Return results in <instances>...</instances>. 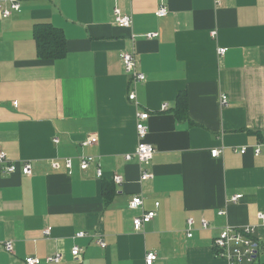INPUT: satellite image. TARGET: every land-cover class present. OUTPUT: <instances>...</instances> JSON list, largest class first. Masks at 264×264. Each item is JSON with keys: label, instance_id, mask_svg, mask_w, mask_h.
<instances>
[{"label": "crops", "instance_id": "crops-1", "mask_svg": "<svg viewBox=\"0 0 264 264\" xmlns=\"http://www.w3.org/2000/svg\"><path fill=\"white\" fill-rule=\"evenodd\" d=\"M20 1V12L0 17V152L30 162L32 175H3L0 165V243L14 245L12 254L0 248V264H26L27 257L40 264H146L151 252L153 264H228L214 246L227 226L255 227L264 242V155L252 150L264 140V0ZM162 4L169 14L158 18ZM114 8L132 17L131 28L115 23ZM38 23L62 30L63 59L38 58ZM123 52L135 53L145 82L133 84ZM182 93L189 120L175 113ZM144 111L156 149L147 181L137 160H125L136 151V115ZM94 136L95 144L82 145ZM82 155L97 163L82 171ZM65 159L73 161L71 173ZM114 175L125 182L115 184ZM105 182L114 184L110 202ZM136 196L144 205L131 210ZM151 211L157 217L135 231L134 218ZM81 232L86 236L77 238ZM57 254L61 262H46Z\"/></svg>", "mask_w": 264, "mask_h": 264}, {"label": "built area", "instance_id": "built-area-1", "mask_svg": "<svg viewBox=\"0 0 264 264\" xmlns=\"http://www.w3.org/2000/svg\"><path fill=\"white\" fill-rule=\"evenodd\" d=\"M223 0H215V2L220 5ZM21 10V1L20 0H9L7 6L0 4V17L7 19L12 16L15 12H20ZM114 21L115 23L122 28H131L132 27V17L129 15H124L119 8H114ZM169 14V10L166 5L162 4L156 12L158 18L166 17ZM215 34V33H214ZM147 39H152L158 37V34H149L145 36ZM133 40L136 39V36L132 37ZM226 52L225 49H219V55H224ZM121 60L124 65V69L127 75H129L133 84L141 83L146 81L144 74L138 70V60L135 53L132 52H123L121 55ZM129 99L133 101L136 105L137 95L133 91L129 95ZM222 107L228 106V98L223 95L220 100ZM168 109L167 105L162 107L163 111ZM137 137L138 145L136 151L132 154L125 156L127 162L137 160L139 165L142 168L141 181H147L153 178L152 173L147 170V167L151 164L155 154V147L148 143L147 137L149 135L148 121L150 119V114L148 112H139L137 113ZM98 141L97 137H89L83 142V146H90L95 144ZM55 142L58 143V140L55 139ZM248 147L241 149L240 154L245 155L248 152ZM253 154L256 157L264 155V140L260 141L253 148ZM213 158H219L222 155V151L213 150L211 152ZM80 169L82 171L89 170L93 165L97 163V158L88 155H82L79 157ZM0 165L2 167L3 175H11L18 171H22L23 175L30 176L32 175V165L30 162H12L9 161L7 155L4 152H0ZM65 168L71 173L73 161L72 159L64 160ZM52 167L55 170H59L61 165L59 162L55 161L52 163ZM96 175L98 178H102L104 173L101 168V165L96 166ZM113 181L117 185H122L125 182V179L122 175H114ZM241 196H236L232 199L233 202H237ZM144 205L143 199L139 196L132 198L129 203V208L131 210H140ZM225 213L223 211L219 212V215L222 216ZM157 217L156 211L146 212L140 217H136L133 220V225L135 231H142L144 226L153 221ZM259 219L264 223V213L259 215ZM194 220H188V237H193V227ZM210 228V223L207 221H202V229L206 230ZM256 228L248 226L245 228H236L227 226L225 227L219 236L216 238L214 246L216 256L219 258L226 259L228 264H255L259 261L260 257L264 254V242L257 240L255 238ZM49 231H45V235H49ZM86 234L84 232L78 233L77 238H83ZM99 243L102 249H106L107 245L100 239ZM0 248L6 253L12 254L14 251V245L12 241H5L0 243ZM82 250L79 247H75L72 251V255L75 258L81 256ZM157 259L156 253H148L146 256V264H153ZM62 261V255L57 254L46 259L47 263H59ZM26 264H40L41 260L36 257H27L25 259Z\"/></svg>", "mask_w": 264, "mask_h": 264}, {"label": "trees", "instance_id": "trees-1", "mask_svg": "<svg viewBox=\"0 0 264 264\" xmlns=\"http://www.w3.org/2000/svg\"><path fill=\"white\" fill-rule=\"evenodd\" d=\"M34 39L37 44L38 58L46 61L63 59L67 54V40L62 30L49 23H38L33 28ZM175 113L179 119L189 120L187 95L182 93L178 96ZM114 184L105 182L103 196L106 202H110L114 196ZM255 264H263L259 261Z\"/></svg>", "mask_w": 264, "mask_h": 264}]
</instances>
